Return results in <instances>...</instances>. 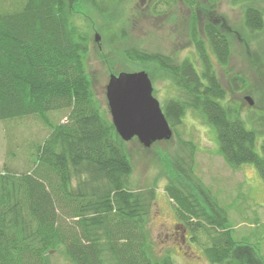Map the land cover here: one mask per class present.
Segmentation results:
<instances>
[{
	"label": "trees",
	"instance_id": "1",
	"mask_svg": "<svg viewBox=\"0 0 264 264\" xmlns=\"http://www.w3.org/2000/svg\"><path fill=\"white\" fill-rule=\"evenodd\" d=\"M79 1L0 0V122L34 118L48 128L32 144L27 170L6 166L0 172V264H50L55 253L70 264H174L167 252H155L147 227L155 190L133 188L127 142L87 76V40L74 25ZM219 1L208 0L210 8ZM83 2L101 11L95 0ZM231 2L242 5L250 34L262 32L264 0ZM190 24L199 70L188 60L175 63L136 48L124 55L132 63L156 65L181 93L161 107L180 148L164 192L207 262L225 264L248 249L236 247L242 242L234 239L224 208L194 172V143L176 128L188 111L198 114L214 131L224 162L232 169L252 164L263 182L264 140L257 146L255 124L247 127L222 104L225 92L211 58L227 64L228 34L211 21L201 29L195 18ZM63 110L64 122L52 123L48 114ZM258 123L264 125L263 116Z\"/></svg>",
	"mask_w": 264,
	"mask_h": 264
},
{
	"label": "rangeland",
	"instance_id": "2",
	"mask_svg": "<svg viewBox=\"0 0 264 264\" xmlns=\"http://www.w3.org/2000/svg\"><path fill=\"white\" fill-rule=\"evenodd\" d=\"M101 11L80 0L75 6L74 25L87 40L86 73L94 95L107 110L105 87L111 75L121 72L147 73L153 97L160 107L181 93L171 79L156 65L143 66L129 62L124 51L136 48L160 53L173 62L190 61L198 70V56L190 40V23L196 28L211 21L224 30L231 41V53L226 65L212 59L215 75L225 92L222 104L236 111L244 124L264 140V125L256 124L264 117V28L250 34L243 25L242 5L220 0L211 9L208 0H95ZM264 7V5H263ZM98 41H95V36ZM245 97H249V105ZM67 111L48 114L52 123L64 122ZM48 128L34 118L0 122V172L3 167L22 172L32 144L41 142ZM181 138L195 145L194 172L213 193L228 217L236 247L248 249L235 252L225 264H264V182L252 164L230 168L218 150L215 133L198 114L188 111L176 128ZM154 143L143 148L136 138L126 143L132 165L130 181L136 191L153 187L155 202L148 219V230L157 254L167 252L174 264H210L202 247L189 240V233L178 224L175 207L164 192L169 179L175 176L172 156L179 152L177 138ZM28 157V159H27ZM32 158V159H31ZM251 249V250H250ZM253 261V262H252ZM237 262V263H236ZM50 264H70L60 253L50 258Z\"/></svg>",
	"mask_w": 264,
	"mask_h": 264
},
{
	"label": "water",
	"instance_id": "3",
	"mask_svg": "<svg viewBox=\"0 0 264 264\" xmlns=\"http://www.w3.org/2000/svg\"><path fill=\"white\" fill-rule=\"evenodd\" d=\"M94 38L99 39L97 35ZM105 98L111 122L122 141L136 138L141 146L150 148L156 142L172 138V130L153 97L151 81L144 71L111 75ZM245 100L252 105L249 97Z\"/></svg>",
	"mask_w": 264,
	"mask_h": 264
}]
</instances>
